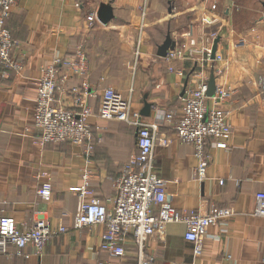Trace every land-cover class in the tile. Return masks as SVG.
<instances>
[{
	"label": "crops",
	"instance_id": "0c3cea01",
	"mask_svg": "<svg viewBox=\"0 0 264 264\" xmlns=\"http://www.w3.org/2000/svg\"><path fill=\"white\" fill-rule=\"evenodd\" d=\"M102 4L111 7V20L90 26L87 16ZM7 26L16 40L12 54L24 69L4 77L0 67V215L12 216L21 227L43 217L68 232L50 240L42 254L29 247L30 258L11 253L0 257V264H137L132 240L124 257L111 258L100 248L103 226L74 229L79 194L73 189L84 185L85 170L92 171L96 196L111 208L113 180L137 151L134 125L98 118L104 91L121 92L133 112H141L147 100L152 110L144 118L152 121L158 110L180 114L185 93L213 77L216 87L230 90L223 104L232 127L228 149L211 139L206 178L197 180L194 147L163 122L158 135L169 143L156 145L155 166L177 210L206 212L216 205L235 215L210 226L200 257L184 238L185 224L174 222L150 238L146 255L156 264H264V217L255 215L256 193L264 191V95L258 86L264 78V0H16ZM168 36L176 43L168 52L186 50L192 40L212 49L219 38L221 72L203 55L159 56ZM79 49L87 54V71L63 78L68 70L62 67L56 99L70 110H78L77 100L91 108L90 159L85 145L38 144L40 129L33 119L43 66L54 57L72 58ZM98 124L101 132L95 130ZM46 182L53 188L48 200L37 193Z\"/></svg>",
	"mask_w": 264,
	"mask_h": 264
},
{
	"label": "built area",
	"instance_id": "2783aa9c",
	"mask_svg": "<svg viewBox=\"0 0 264 264\" xmlns=\"http://www.w3.org/2000/svg\"><path fill=\"white\" fill-rule=\"evenodd\" d=\"M15 4L16 0H0V67L4 77L10 72L20 73L24 69V64L12 54L16 40L7 26ZM212 10H217V3L212 5ZM87 20L93 26L99 21L97 12L90 13ZM211 50L210 47H199L192 40L186 50L177 48L168 52V57L173 59L187 54L198 60L196 57L203 55L204 60L218 74L221 72L218 65L223 58L216 52L212 59ZM136 53L138 55V51ZM87 63L86 52L79 49L72 58L54 57L43 66L36 81L38 94L33 119L36 128L40 129L38 144L71 142L85 145V154L90 159L95 149L92 125L88 120L92 115L91 108L86 102L77 100L78 110H70L60 106L56 99L60 89V69L64 66L67 68L68 73L62 75L67 78L69 75L86 73ZM258 86L264 95V78H260ZM229 94L227 88L216 87L214 95L210 97L208 82L201 81L182 97L180 114L158 110L150 121L141 116L140 112L131 111L130 101L121 92L113 87L106 88L98 118L105 122L125 121L134 125L137 128V151L129 157L119 176L113 180L115 195L111 208L96 196L91 185L92 171L85 170L84 185L73 189L79 194L74 229L101 225L104 233L100 248L109 257H124L126 243L132 240L138 248L137 264H156L154 259L146 255L147 242L157 233L164 232L169 223H183L186 226L184 238L193 244L194 255L200 257L205 249L204 239L210 226L225 224L235 212L231 208L216 205L206 212L179 211L174 208L156 171L155 149L157 144L167 146L169 143L167 136L158 135L162 123L168 122L181 142L194 147L198 160L195 178L203 181L209 163V141L213 139L219 148L228 149L229 146L227 139L232 127L223 106ZM208 100L212 101L211 105ZM95 130L101 132L103 127L98 124ZM52 189V184L46 182L37 193L42 199L48 200L52 196ZM256 201L255 215L264 217V191L256 193ZM66 232V226L53 228L43 217L38 218L30 227H21L12 216L0 215V257L13 253L28 259L29 247L42 254L50 240Z\"/></svg>",
	"mask_w": 264,
	"mask_h": 264
},
{
	"label": "water",
	"instance_id": "95a60500",
	"mask_svg": "<svg viewBox=\"0 0 264 264\" xmlns=\"http://www.w3.org/2000/svg\"><path fill=\"white\" fill-rule=\"evenodd\" d=\"M112 9L109 5L102 4L99 11L97 12V18L100 23L107 24L112 18ZM219 42V38H216L214 41V45L211 50V58L214 59L215 54L217 52V45ZM176 43L172 41L170 36L167 37L166 41L159 47L158 55L159 56H166L169 50H173L175 48ZM216 86H215V79L214 77L211 78L210 82L208 83V96L212 97L215 93ZM152 104L145 100L144 107L141 110L140 114L143 117H149L151 115Z\"/></svg>",
	"mask_w": 264,
	"mask_h": 264
},
{
	"label": "rangeland",
	"instance_id": "374dc122",
	"mask_svg": "<svg viewBox=\"0 0 264 264\" xmlns=\"http://www.w3.org/2000/svg\"><path fill=\"white\" fill-rule=\"evenodd\" d=\"M207 19H209V17ZM204 22H207V20L205 19ZM210 31H213V32H210L211 34L209 35V38L212 39L217 34V32H216L215 28L213 30H210Z\"/></svg>",
	"mask_w": 264,
	"mask_h": 264
}]
</instances>
